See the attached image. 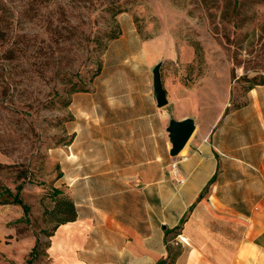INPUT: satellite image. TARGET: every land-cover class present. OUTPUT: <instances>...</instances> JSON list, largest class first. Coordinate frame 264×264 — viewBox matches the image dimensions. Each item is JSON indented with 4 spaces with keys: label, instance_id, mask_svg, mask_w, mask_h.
<instances>
[{
    "label": "rangeland",
    "instance_id": "rangeland-1",
    "mask_svg": "<svg viewBox=\"0 0 264 264\" xmlns=\"http://www.w3.org/2000/svg\"><path fill=\"white\" fill-rule=\"evenodd\" d=\"M31 2L0 0V264H51L53 189L106 151L92 117L130 115L129 91L145 98L157 64L226 97V113L264 78V0H45L30 18ZM73 83L84 90L68 94Z\"/></svg>",
    "mask_w": 264,
    "mask_h": 264
},
{
    "label": "crops",
    "instance_id": "crops-1",
    "mask_svg": "<svg viewBox=\"0 0 264 264\" xmlns=\"http://www.w3.org/2000/svg\"><path fill=\"white\" fill-rule=\"evenodd\" d=\"M161 76L166 105L152 86L145 98L129 91L130 115L108 107L106 121L92 117L108 146L71 175L77 216L51 235V264H155L178 224L173 264H264V84L226 113V97H204L181 73ZM185 118L194 130L172 154L165 123Z\"/></svg>",
    "mask_w": 264,
    "mask_h": 264
},
{
    "label": "trees",
    "instance_id": "trees-1",
    "mask_svg": "<svg viewBox=\"0 0 264 264\" xmlns=\"http://www.w3.org/2000/svg\"><path fill=\"white\" fill-rule=\"evenodd\" d=\"M32 1L33 2L30 3L29 7L26 8L25 10H23L25 12V15H27V16L29 15L30 18L35 17V15H37L38 10L41 9L42 3L45 0H32ZM112 9H113V15H116L117 13H119V12L124 10L123 5L119 4V2H117V5L113 6ZM119 33H120V31H112L110 33V35H109V39L117 38ZM25 35H27V34H25V33L19 34L18 35L19 36V40H20V38H23ZM24 40H26V38ZM15 49H17V50L19 49L22 52L26 51L25 48H14V51H15ZM99 67H100V65H99ZM255 84L256 85L264 84V78L261 80V82H255ZM253 87H255V86L253 84H251L249 89H251ZM83 90H84V88L81 85H78L77 83H73L67 89V92H68V94H71L73 92L83 91ZM67 103L68 102H66V104ZM241 105H238V106L234 107V109L239 107V106H241ZM227 111H228V107L226 108V112ZM201 194H202V192H201ZM52 195L55 197V208H54V211L58 215V222H57L56 226L54 227L53 232H51L49 234V243H48V246H47V251H48V248L50 246V237L54 233V230L56 229V227L59 224H61V223H65L67 221H71V220L76 219V216H77V210H76L75 202H74L73 197L70 195L69 191H67V193H64L60 189H53ZM13 202L14 203H18V204H23V201L19 197L18 194L14 195ZM23 206L25 207V209H27V206L25 204H23ZM180 229H181V224H178L176 227L166 230V235H167L166 244H167L168 253H167V255L165 257L159 259L155 264H173L174 263L175 258L180 253L181 249L179 247L172 246L168 242V235L171 234V233L177 234ZM35 248H36V246H34V249ZM48 254H49V252H48ZM49 258H50V255H49Z\"/></svg>",
    "mask_w": 264,
    "mask_h": 264
},
{
    "label": "water",
    "instance_id": "water-1",
    "mask_svg": "<svg viewBox=\"0 0 264 264\" xmlns=\"http://www.w3.org/2000/svg\"><path fill=\"white\" fill-rule=\"evenodd\" d=\"M161 63L157 64L153 74V94L156 98L157 105L162 107L167 104L166 90L163 86L162 76L160 72ZM194 121L191 118H185L183 120H170L168 131L170 141L172 143L171 153L176 154L179 152L194 130Z\"/></svg>",
    "mask_w": 264,
    "mask_h": 264
}]
</instances>
